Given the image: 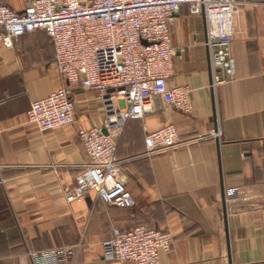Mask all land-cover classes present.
I'll return each mask as SVG.
<instances>
[{
  "label": "crops",
  "instance_id": "1",
  "mask_svg": "<svg viewBox=\"0 0 264 264\" xmlns=\"http://www.w3.org/2000/svg\"><path fill=\"white\" fill-rule=\"evenodd\" d=\"M236 1L234 77L215 89L204 18L187 7L174 15L167 87H187L193 111L155 97L151 112L127 122L116 157L131 209L94 193L66 202L65 190L89 163L77 131L103 125L102 105L95 92L74 89V124L40 131L27 121L31 103L64 86L53 47L42 31L13 49L0 45V264H34L33 254L63 248L72 250L70 264H122L103 258L106 244L115 230L135 227L172 236L158 264H264V0ZM168 124L185 144L144 157L145 131Z\"/></svg>",
  "mask_w": 264,
  "mask_h": 264
},
{
  "label": "built area",
  "instance_id": "2",
  "mask_svg": "<svg viewBox=\"0 0 264 264\" xmlns=\"http://www.w3.org/2000/svg\"><path fill=\"white\" fill-rule=\"evenodd\" d=\"M18 13L0 4V45L13 49L24 35L42 31L54 51V65L64 86L31 103L28 123L49 131L75 122L74 89L95 92L104 112L101 127L79 129L77 137L89 163L72 187L66 202L84 201L89 194L105 204L131 209L116 142L130 120H142L152 111L153 99L185 114L193 111L187 87L169 89L176 50L170 43L173 17L182 7L202 16L206 25L212 89L234 77L231 43L234 39L236 0H24ZM106 130L107 135L102 133ZM215 133H212V136ZM177 130L165 125L145 131L144 157L175 149ZM172 236L165 231L135 227L115 230L103 258L128 264H158L170 252ZM72 250L33 254L34 264H70Z\"/></svg>",
  "mask_w": 264,
  "mask_h": 264
},
{
  "label": "water",
  "instance_id": "3",
  "mask_svg": "<svg viewBox=\"0 0 264 264\" xmlns=\"http://www.w3.org/2000/svg\"><path fill=\"white\" fill-rule=\"evenodd\" d=\"M102 133H103L104 135H107L106 130H104V129H102Z\"/></svg>",
  "mask_w": 264,
  "mask_h": 264
}]
</instances>
